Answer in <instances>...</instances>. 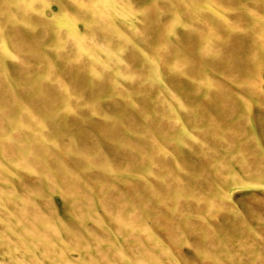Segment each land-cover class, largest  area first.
I'll list each match as a JSON object with an SVG mask.
<instances>
[{
  "label": "rangeland",
  "instance_id": "1",
  "mask_svg": "<svg viewBox=\"0 0 264 264\" xmlns=\"http://www.w3.org/2000/svg\"><path fill=\"white\" fill-rule=\"evenodd\" d=\"M0 88V264H264V0H0Z\"/></svg>",
  "mask_w": 264,
  "mask_h": 264
},
{
  "label": "bare ground",
  "instance_id": "2",
  "mask_svg": "<svg viewBox=\"0 0 264 264\" xmlns=\"http://www.w3.org/2000/svg\"><path fill=\"white\" fill-rule=\"evenodd\" d=\"M161 20V19H160ZM154 22V21H153ZM161 22V21H160ZM156 27L158 28V25L157 24H154V26L152 27V29H151V31H150V34H151V36H153L154 37V33H155V29H156ZM150 30V29H149ZM15 32V31H14ZM19 36V35H18ZM21 38V37H20ZM31 58V57H30ZM39 67V66H38ZM236 67H238V66H236ZM247 71V70H246ZM3 85V84H2ZM48 91V90H47ZM49 95L51 94L50 93V91H48L47 92ZM3 93H2V89L0 88V95H2ZM9 97L11 98V100H12V102H14L15 100H16V97H15V95L14 94H12V93H9ZM55 99V98H54ZM15 108H13V113H15ZM232 112V111H231ZM8 113H9V111H8ZM12 114V113H11ZM212 123V122H211ZM117 128H119V126H117ZM5 130V129H4ZM16 134V133H15ZM19 136V135H18ZM20 137V136H19ZM153 141V140H152ZM10 146V145H9ZM9 148V147H8ZM11 148H12V150H14V152L15 153H19V151H18V148L17 147H14L13 145L11 146ZM2 149V148H1ZM0 149V150H1ZM10 149V148H9ZM113 150V161H115V162H121L122 164H124V165H127V166H129L130 168H132V169H134V168H136V167H138V160L136 159V156L134 155V153H131V152H127L126 150L125 151H117L116 149H112ZM120 152H122L123 153V155H125V157L124 158H120L118 155L120 154ZM14 156V155H13ZM125 158H127V159H125ZM123 159V160H122ZM55 161V160H54ZM99 161V160H98ZM252 165V164H251ZM260 165V164H259ZM248 166V165H247ZM249 169V168H248ZM247 169V170H248ZM250 170V169H249ZM211 177V176H210ZM211 179V178H210ZM67 182V181H66ZM30 184V183H29ZM37 183H35V185H36ZM66 183H64V185H65ZM67 184H69V183H67ZM259 184V183H258ZM33 185V184H32ZM86 185V184H85ZM201 185V184H200ZM26 186V185H25ZM28 186V185H27ZM29 187V186H28ZM35 187V186H34ZM33 187V188H34ZM73 187H75V185H73ZM209 187V186H208ZM207 187V188H208ZM36 188H39L38 187V185H37V187ZM81 188H82V185H81ZM81 188L79 189V190H81ZM169 188V187H168ZM167 188V189H168ZM35 189V188H34ZM32 191H33V189H32ZM37 191H39V190H37ZM31 194V193H30ZM30 196V195H29ZM29 196H28V201H29ZM111 197H113V198H118L117 196H116V193H114V194H112V196ZM32 198V197H31ZM122 198V197H121ZM120 199V198H119ZM34 201V200H33ZM31 202H32V200H31ZM35 204V203H34ZM77 204V203H76ZM107 204V203H106ZM105 203L103 204V205H106ZM31 207L30 208H35V216H36V219L37 220H40V219H42L43 217H44V215H42L40 212H37V206L36 207H33V204H31L30 205ZM104 207V206H103ZM107 210L109 209L110 211L109 212H113V211H115V210H119L120 211V209H121V207L120 206H117L116 204H114V203H109V204H107ZM105 208V207H104ZM27 210H29V209H27ZM39 210V209H38ZM232 210V209H231ZM23 212H24V210H22ZM27 212V211H26ZM107 213H108V211H106ZM33 213V212H32ZM20 214H24L25 215V213H21L20 212ZM20 214L18 215V217L20 216ZM24 215H21V219L24 221V224L25 223H28V224H32V226H34L35 227V222H31V221H29L28 220V218L27 217H25ZM48 216V215H47ZM76 216H78V217H80V218H84L85 216H87V214L85 213V212H78V213H76ZM42 217V218H41ZM46 217V216H45ZM30 219V218H29ZM18 220H19V218H18ZM1 221V220H0ZM43 221V220H42ZM20 222V221H19ZM41 223V222H40ZM19 224V225H18ZM18 224H16V225H18L19 227H20V224L21 223H18ZM23 224V225H24ZM44 224V223H43ZM123 225H125V224H123ZM14 226V225H13ZM22 226V225H21ZM26 226V225H25ZM8 227V226H7ZM26 228V227H25ZM35 228H37V227H35ZM18 229V228H17ZM33 232H34V230H33ZM27 233V232H26ZM36 233H38L37 231H36ZM28 234V233H27ZM33 234H35V233H33ZM46 234H47V236H49V233H44V235L46 236ZM19 235H20V237L22 236L23 237V234H20L19 233ZM29 235V234H28ZM39 236V235H38ZM47 236H46V239H47ZM35 237V236H34ZM42 237V236H41ZM51 237V236H50ZM50 237H48V239L50 238ZM44 239H45V237H43ZM45 239V240H46ZM47 239V240H48ZM24 240H26L25 239V237H24ZM51 240V239H50ZM44 241V240H43ZM6 242H8L7 240H6ZM10 242V241H9ZM15 242V241H14ZM13 241H11V243H14ZM82 242V241H81ZM79 243V242H78ZM10 244V243H9ZM76 244V243H75ZM80 244V243H79ZM83 244V243H82ZM14 245V244H13ZM26 245H27V243H26ZM77 245V244H76ZM28 246V245H27ZM11 248V247H10ZM28 248H30V247H28ZM79 248V247H78ZM18 249V248H17ZM10 250V249H9ZM263 250V249H262ZM251 251V250H250ZM256 251L257 250H252V252L254 253H256ZM259 252H260V250H258ZM12 252V251H11ZM50 252V251H49ZM50 253H52V252H50ZM15 254V253H14ZM54 254V253H53ZM52 254V255H53ZM51 255V256H52ZM54 256H55V254H54ZM105 259V258H104ZM15 264V263H14ZM92 264H93V262H92Z\"/></svg>",
  "mask_w": 264,
  "mask_h": 264
}]
</instances>
